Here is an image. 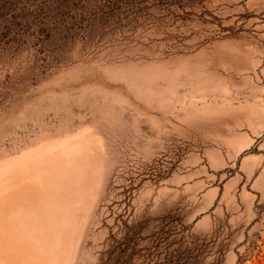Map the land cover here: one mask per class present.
I'll return each mask as SVG.
<instances>
[{"label":"rangeland","instance_id":"rangeland-1","mask_svg":"<svg viewBox=\"0 0 264 264\" xmlns=\"http://www.w3.org/2000/svg\"><path fill=\"white\" fill-rule=\"evenodd\" d=\"M13 2L0 264H264V0Z\"/></svg>","mask_w":264,"mask_h":264},{"label":"trees","instance_id":"trees-1","mask_svg":"<svg viewBox=\"0 0 264 264\" xmlns=\"http://www.w3.org/2000/svg\"><path fill=\"white\" fill-rule=\"evenodd\" d=\"M13 1H16V0H0V4H2V6L0 8L3 9V8L8 6L9 10L6 9V12L7 11L8 12H14V10H16V8L19 6L20 2H13ZM107 2H109V4L112 5L110 0H107ZM5 14H8V13H5ZM244 261H245V259H243L242 255H239L238 259H237V263L244 262Z\"/></svg>","mask_w":264,"mask_h":264}]
</instances>
